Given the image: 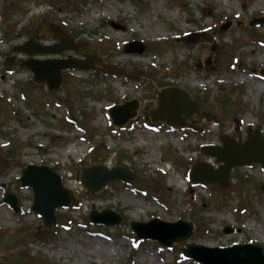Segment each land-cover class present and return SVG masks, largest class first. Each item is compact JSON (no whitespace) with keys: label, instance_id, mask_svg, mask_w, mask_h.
<instances>
[{"label":"rangeland","instance_id":"374dc122","mask_svg":"<svg viewBox=\"0 0 264 264\" xmlns=\"http://www.w3.org/2000/svg\"><path fill=\"white\" fill-rule=\"evenodd\" d=\"M254 17H264V0H0V261L8 256L2 264H197L181 254L187 243L213 248L248 242L264 249L259 165L235 167L225 189L190 186L187 178L193 161L213 162L199 154L202 144H220L224 133L241 141L248 128L264 131V23L248 25ZM44 20L61 25L83 46L35 58L88 53L96 66L141 80L63 71L61 86L48 94L46 84H35L21 65L26 55L10 50L34 36ZM225 22L229 27L220 29ZM192 32H204L206 39L180 40ZM132 40L144 45L142 54L123 51ZM205 60L209 67L195 66ZM170 85L200 99L196 118L208 113L211 121L187 131L152 125L153 89ZM132 98L141 103L139 117L110 130L107 108ZM72 116L76 123L67 124L64 119ZM99 160L109 168L125 162L132 180L86 193L79 171ZM27 164L56 170L76 197L72 207L57 210L52 229L30 211L31 189L19 185ZM5 189L16 195L18 214L3 202ZM91 209H110L121 222L90 224L85 218ZM152 218L191 221L193 234L171 248L132 242L129 221Z\"/></svg>","mask_w":264,"mask_h":264},{"label":"water","instance_id":"95a60500","mask_svg":"<svg viewBox=\"0 0 264 264\" xmlns=\"http://www.w3.org/2000/svg\"><path fill=\"white\" fill-rule=\"evenodd\" d=\"M263 19H254L250 24L262 23ZM229 24L223 25L227 28ZM57 37L58 43L53 45H40L30 39L22 45H16L12 51L23 52L29 57L22 65L33 72V81L45 82L49 89L55 90L61 84L62 69H98L94 66L95 60L47 59L36 60L34 54L60 53L64 50H77L81 44H73L67 35L58 27H43L38 37ZM187 42H196L195 35H189ZM143 48H128V52H142ZM264 75V70L261 71ZM157 107L149 110L152 122L162 121L170 126L184 127L187 121L195 123L193 115L197 109V102L183 89L177 87L155 90ZM139 102L135 99L124 101L122 104L109 108V114L114 126H123L136 115ZM221 146H203L201 153L215 157L218 168L203 162H195L190 179L193 183H216L221 187L228 186L231 168L240 165L260 164L264 168V137L257 132L248 130L244 142H236L228 135L220 137ZM86 191L91 194L101 191L107 183L115 180L129 181L132 174L127 166L120 164L109 170L102 164H93L84 167L79 175ZM22 187H31L33 201L31 211L39 214L43 219V226L51 229L56 224L55 211L58 207H69L74 203L71 191L64 188L58 173L46 165H27L21 171L19 178ZM264 190V184L262 185ZM4 201L12 208L14 213L19 212L18 201L15 195L6 190ZM88 219L91 223L115 225L120 222V216L110 210L101 212L90 211ZM130 227L139 238L156 240L163 246L170 247L176 242L187 240L193 234L191 222L178 220L175 222L151 219L147 222L130 221ZM186 258H192L200 264H264V250L256 245L235 244L229 247L209 248L194 243L187 244L183 250Z\"/></svg>","mask_w":264,"mask_h":264},{"label":"trees","instance_id":"16d2710c","mask_svg":"<svg viewBox=\"0 0 264 264\" xmlns=\"http://www.w3.org/2000/svg\"><path fill=\"white\" fill-rule=\"evenodd\" d=\"M53 93H54V92H50V91L48 92V94H53ZM15 240L18 241V240H20V238H18V236H16V237H15ZM5 257L7 258L8 256H5ZM6 258H3V259L0 261V263L2 264L3 261L6 262V261H7Z\"/></svg>","mask_w":264,"mask_h":264},{"label":"bare ground","instance_id":"6f19581e","mask_svg":"<svg viewBox=\"0 0 264 264\" xmlns=\"http://www.w3.org/2000/svg\"><path fill=\"white\" fill-rule=\"evenodd\" d=\"M262 58H263V57H261L260 60H263ZM171 181H172V180H171ZM181 183L184 184V182H178V185H180ZM98 242L100 243L101 246H105V245H104V242H102V241H98Z\"/></svg>","mask_w":264,"mask_h":264}]
</instances>
